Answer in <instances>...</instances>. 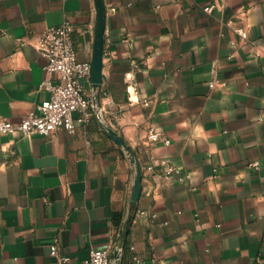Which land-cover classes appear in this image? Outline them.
<instances>
[{
    "label": "crops",
    "instance_id": "obj_1",
    "mask_svg": "<svg viewBox=\"0 0 264 264\" xmlns=\"http://www.w3.org/2000/svg\"><path fill=\"white\" fill-rule=\"evenodd\" d=\"M103 1L104 79L87 121L0 135V264H85L104 249L111 264H264V0ZM65 21L92 63L95 0H0L1 121L49 99L41 84L59 77L35 45ZM106 126L143 167L137 204L136 165Z\"/></svg>",
    "mask_w": 264,
    "mask_h": 264
},
{
    "label": "built area",
    "instance_id": "obj_2",
    "mask_svg": "<svg viewBox=\"0 0 264 264\" xmlns=\"http://www.w3.org/2000/svg\"><path fill=\"white\" fill-rule=\"evenodd\" d=\"M208 8L207 11H211ZM74 27L70 21H65L57 27H49L44 30L35 45L36 49L46 59L44 71L51 76L58 74V81L50 78L43 81L41 88L46 90L50 97L30 111L19 123H11L0 120V135L27 137L38 134L50 137L54 132L64 130L74 134L78 124L85 123L89 110L94 107V101L87 98L82 86V81L92 83V63L78 60L77 51L73 42ZM246 39V36L241 33ZM127 82H132V76L126 77ZM224 86L218 80L210 83V87ZM130 92V90H129ZM133 102L132 98H129ZM145 105H148L146 102ZM75 115H78L75 118ZM161 134L151 129L148 134L150 142H158ZM169 144V141H165ZM251 168L258 169V163L250 164ZM152 171L153 167L149 166ZM50 255L59 257L56 243L50 246ZM63 263L70 261L67 257H60ZM85 264H111V252L109 249L95 250ZM136 264H147L141 259H136Z\"/></svg>",
    "mask_w": 264,
    "mask_h": 264
},
{
    "label": "water",
    "instance_id": "obj_3",
    "mask_svg": "<svg viewBox=\"0 0 264 264\" xmlns=\"http://www.w3.org/2000/svg\"><path fill=\"white\" fill-rule=\"evenodd\" d=\"M96 11H97V31L96 39L94 43L93 56H92V86L95 90V99L94 105H99L98 99L101 97V88L103 83V56H104V36H105V27H106V7L103 0H95ZM106 135L111 138L116 144L126 149L131 157L133 162L136 165V181L134 186V191L132 195V203L137 204L141 194V183L143 179V167L136 157L133 150L127 145V143L121 139L118 135L115 134L114 130L110 127H105ZM129 226H127L121 234V246L124 245Z\"/></svg>",
    "mask_w": 264,
    "mask_h": 264
},
{
    "label": "trees",
    "instance_id": "obj_4",
    "mask_svg": "<svg viewBox=\"0 0 264 264\" xmlns=\"http://www.w3.org/2000/svg\"><path fill=\"white\" fill-rule=\"evenodd\" d=\"M116 223L118 224V219L116 220Z\"/></svg>",
    "mask_w": 264,
    "mask_h": 264
}]
</instances>
